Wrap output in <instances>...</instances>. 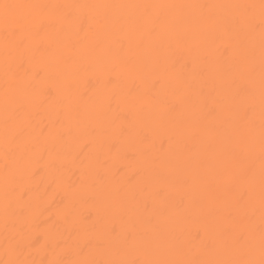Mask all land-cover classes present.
Returning <instances> with one entry per match:
<instances>
[{
  "label": "bare ground",
  "instance_id": "6f19581e",
  "mask_svg": "<svg viewBox=\"0 0 264 264\" xmlns=\"http://www.w3.org/2000/svg\"><path fill=\"white\" fill-rule=\"evenodd\" d=\"M261 261L264 0H0V264Z\"/></svg>",
  "mask_w": 264,
  "mask_h": 264
},
{
  "label": "snow or ice",
  "instance_id": "6c2138e0",
  "mask_svg": "<svg viewBox=\"0 0 264 264\" xmlns=\"http://www.w3.org/2000/svg\"><path fill=\"white\" fill-rule=\"evenodd\" d=\"M5 8H8V5H4ZM261 264H264V261H261Z\"/></svg>",
  "mask_w": 264,
  "mask_h": 264
}]
</instances>
